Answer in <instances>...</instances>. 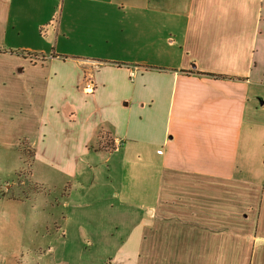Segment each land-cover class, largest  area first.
Segmentation results:
<instances>
[{
    "label": "crops",
    "instance_id": "0c3cea01",
    "mask_svg": "<svg viewBox=\"0 0 264 264\" xmlns=\"http://www.w3.org/2000/svg\"><path fill=\"white\" fill-rule=\"evenodd\" d=\"M58 1L0 0V97L66 181L43 264H264V0Z\"/></svg>",
    "mask_w": 264,
    "mask_h": 264
},
{
    "label": "rangeland",
    "instance_id": "374dc122",
    "mask_svg": "<svg viewBox=\"0 0 264 264\" xmlns=\"http://www.w3.org/2000/svg\"><path fill=\"white\" fill-rule=\"evenodd\" d=\"M60 5L59 0L54 8L58 11L54 20L59 16ZM27 39L35 44L33 46H41L48 55H53V46L44 44L42 38ZM87 46L81 42L78 48L82 50ZM16 54L37 56L39 51H18ZM13 57L10 58L11 64ZM42 76L41 73L36 75L40 79ZM0 98V264H43L45 259L42 260L41 248H45V239H48L42 238L46 236L45 227L48 226L46 231L52 233L53 226L66 215L69 202L63 196L66 181L51 169L32 162L33 145L28 138H19L21 134L31 135L34 119L30 116L20 119L19 99L4 101ZM9 118L12 122L8 121ZM51 246L55 244L51 243ZM112 246L105 249L100 245L84 254H77L76 248L70 257H55L56 254L52 259L54 263L64 260L69 264H105Z\"/></svg>",
    "mask_w": 264,
    "mask_h": 264
},
{
    "label": "trees",
    "instance_id": "16d2710c",
    "mask_svg": "<svg viewBox=\"0 0 264 264\" xmlns=\"http://www.w3.org/2000/svg\"><path fill=\"white\" fill-rule=\"evenodd\" d=\"M212 76L215 77V78H224L222 76H216V75H212Z\"/></svg>",
    "mask_w": 264,
    "mask_h": 264
}]
</instances>
